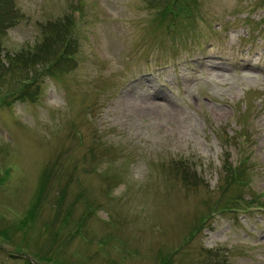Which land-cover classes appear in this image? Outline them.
<instances>
[{
	"label": "rangeland",
	"instance_id": "rangeland-1",
	"mask_svg": "<svg viewBox=\"0 0 264 264\" xmlns=\"http://www.w3.org/2000/svg\"><path fill=\"white\" fill-rule=\"evenodd\" d=\"M13 5L0 264H264V209L213 210L243 157L264 192V0Z\"/></svg>",
	"mask_w": 264,
	"mask_h": 264
},
{
	"label": "trees",
	"instance_id": "trees-1",
	"mask_svg": "<svg viewBox=\"0 0 264 264\" xmlns=\"http://www.w3.org/2000/svg\"><path fill=\"white\" fill-rule=\"evenodd\" d=\"M170 4L171 3L169 1L164 8V9L167 8V10H166L167 12L171 11V9H172V8L170 9V6H171ZM0 7H1L0 11L5 12L4 18H1V20H0V37H1L2 33L5 31L7 26H10L11 24H13V16H15L16 9L13 5V0H4ZM10 10L12 11V14H11L12 17L8 18V16H10V15L7 13ZM162 15L165 16V14L163 12H162ZM3 23H5V26ZM69 44H70L69 41L65 42V44L63 45V50L61 51L58 59L55 62H53L54 66L60 65L61 60H70L69 58H71L72 54H71V50L67 49V45H69ZM31 54L32 55H30V56L29 55L25 56V55L20 54L19 55L20 61L24 62V61H26V59L39 57L38 56L39 55L38 50L34 51ZM31 83H32V81L30 82V84ZM22 86L23 87H21L19 90H17L15 92L16 93L15 95L18 98L22 97L26 94L29 83L25 82ZM248 159H249L248 156L243 157V158L239 159L238 163H236L235 165L231 164L227 168L226 173H227L228 179H230L231 181H234V183L239 182V183L245 184V189L247 188L249 190V192L251 193L250 196L248 198H246V196H245L246 193L244 191L243 194H237L234 197H232L229 201L227 200L225 203H223L222 206H220V204L218 203L215 207H213L214 211H217V210H215L216 208L218 210H241V211L247 210L249 208H262V209H264V192L254 191L252 189V185H251L252 175L250 177L246 176L250 173L249 170L247 169V171H246V168H245V164H247Z\"/></svg>",
	"mask_w": 264,
	"mask_h": 264
}]
</instances>
